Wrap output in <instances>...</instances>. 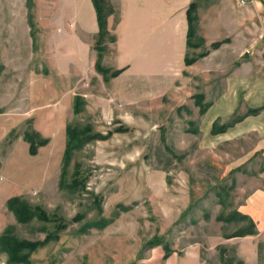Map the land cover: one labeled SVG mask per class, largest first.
<instances>
[{
	"label": "rangeland",
	"instance_id": "1",
	"mask_svg": "<svg viewBox=\"0 0 264 264\" xmlns=\"http://www.w3.org/2000/svg\"><path fill=\"white\" fill-rule=\"evenodd\" d=\"M61 1L0 0V236L11 227L20 240L43 241L55 230L52 219L18 223L4 201L21 197L67 225L60 239L31 254V264H167L190 250L201 264H246L238 247L256 228L235 216L251 186L232 168L253 158L258 138L206 145L198 125L207 104L198 102L209 90L196 80L197 89H188L186 74L164 96L144 99L139 83L112 90L125 70L114 66L116 36L108 30L99 58L98 36L84 35L92 0H64L75 5L65 20ZM70 124L104 138L74 150L62 177ZM33 130L52 139L37 157L24 139ZM76 178L81 184L73 187ZM102 219L112 222L82 233ZM257 240L255 264H264V234ZM8 262L0 252V264Z\"/></svg>",
	"mask_w": 264,
	"mask_h": 264
},
{
	"label": "crops",
	"instance_id": "2",
	"mask_svg": "<svg viewBox=\"0 0 264 264\" xmlns=\"http://www.w3.org/2000/svg\"><path fill=\"white\" fill-rule=\"evenodd\" d=\"M243 1L110 0L114 13L108 18V30L116 36L114 66L125 69L111 81L112 90L133 91L139 83L144 99L164 96L178 90L186 74L188 89H197L196 80L206 82L209 90V99L202 105L198 102L200 108L207 104L198 125L206 145L214 148L250 135L258 138L249 151L253 158L232 168L241 172V180L250 181L251 189L248 195L244 191L247 196L235 217L245 216L255 225L253 236L247 235L238 247L246 264H255L260 249L257 237L264 234V0ZM61 2L65 20L75 5ZM85 16L88 33L84 35L94 40L99 34L95 8ZM188 58L195 62L188 64ZM194 105L200 111L195 101ZM40 135L50 141L39 151L52 141ZM236 183H240L237 178ZM175 254L167 264H201L198 250L188 251L181 260Z\"/></svg>",
	"mask_w": 264,
	"mask_h": 264
},
{
	"label": "trees",
	"instance_id": "3",
	"mask_svg": "<svg viewBox=\"0 0 264 264\" xmlns=\"http://www.w3.org/2000/svg\"><path fill=\"white\" fill-rule=\"evenodd\" d=\"M93 5L95 7L97 13V20L100 32L98 34V40L96 45V50L99 52V58H102L103 49H102V40L108 35L107 29V17L110 15L109 9L110 6L107 4V0H92ZM193 9V5L190 8V16L191 10ZM214 47H218V44H215ZM187 63H192V61L187 60ZM97 70L102 73L104 76L107 75V70L101 69L100 64H97ZM122 70L116 71L112 74V76H118ZM82 102L80 98H76L74 103V111L75 114H79L81 111ZM125 130V129H123ZM119 131V130H118ZM67 145L66 151L64 153V166H63V174L65 175V171L69 166L72 159V152L74 150L81 149L84 145L87 144L92 139L96 138H104L102 135L93 134L92 135V127L87 126L85 130H80L79 128H75L72 124L67 126ZM25 141L29 144V153L31 156H36L39 152V149L43 146H46L49 143V139L43 138L39 133L35 131H28L24 134ZM81 181L79 179H74L71 186H80ZM7 209L12 212L20 224H27L34 219H39L42 221H51L57 220L56 227L53 232L48 234L43 241H29V240H20L16 238L12 234V228L7 227L4 233L0 236V252L5 254L9 260L8 264H31L30 256L32 253L37 250L47 246L51 241H57L60 239V232L67 228V225L63 223L62 220L58 217H50L46 212L42 210L41 207L31 208L28 206L21 197H13L10 198L6 203ZM125 210L124 208H120ZM117 215V213H116ZM115 215V216H116ZM228 218H233L228 217ZM77 220L81 219V216L76 217ZM242 221H248L250 226L255 227L254 223L250 221L247 217L241 215ZM228 221V220H227ZM112 220L102 219L100 221L90 222L84 226L82 229V233H86L89 229H97L103 230L105 229ZM252 232V231H251ZM241 236V235H236ZM244 236V235H242ZM157 241H154L152 244L156 245ZM167 251V250H166ZM169 253V252H168Z\"/></svg>",
	"mask_w": 264,
	"mask_h": 264
},
{
	"label": "built area",
	"instance_id": "4",
	"mask_svg": "<svg viewBox=\"0 0 264 264\" xmlns=\"http://www.w3.org/2000/svg\"><path fill=\"white\" fill-rule=\"evenodd\" d=\"M242 3L244 4L245 2H244V1H242Z\"/></svg>",
	"mask_w": 264,
	"mask_h": 264
}]
</instances>
